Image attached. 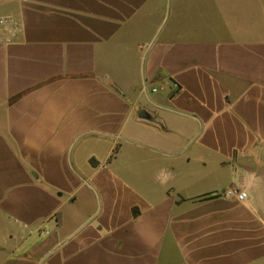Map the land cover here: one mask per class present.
Returning <instances> with one entry per match:
<instances>
[{
  "label": "crops",
  "instance_id": "0c3cea01",
  "mask_svg": "<svg viewBox=\"0 0 264 264\" xmlns=\"http://www.w3.org/2000/svg\"><path fill=\"white\" fill-rule=\"evenodd\" d=\"M6 17L0 264H264V0H0Z\"/></svg>",
  "mask_w": 264,
  "mask_h": 264
},
{
  "label": "built area",
  "instance_id": "2783aa9c",
  "mask_svg": "<svg viewBox=\"0 0 264 264\" xmlns=\"http://www.w3.org/2000/svg\"><path fill=\"white\" fill-rule=\"evenodd\" d=\"M0 29H4L9 37L5 40L6 43H11L19 34L20 26L17 21L11 17L0 18ZM153 92H157V89H153ZM224 197L232 198L243 202L247 200L248 194L237 187H230L222 194Z\"/></svg>",
  "mask_w": 264,
  "mask_h": 264
},
{
  "label": "clouds",
  "instance_id": "9594fccd",
  "mask_svg": "<svg viewBox=\"0 0 264 264\" xmlns=\"http://www.w3.org/2000/svg\"><path fill=\"white\" fill-rule=\"evenodd\" d=\"M171 173L167 172V170H161L160 173L157 174L156 179L161 183H166L167 180L170 178Z\"/></svg>",
  "mask_w": 264,
  "mask_h": 264
}]
</instances>
